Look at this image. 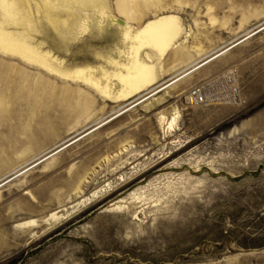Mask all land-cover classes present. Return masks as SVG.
Returning <instances> with one entry per match:
<instances>
[{
    "label": "rangeland",
    "instance_id": "rangeland-1",
    "mask_svg": "<svg viewBox=\"0 0 264 264\" xmlns=\"http://www.w3.org/2000/svg\"><path fill=\"white\" fill-rule=\"evenodd\" d=\"M5 1L0 24L111 98L0 53V264H264V0H107L126 30L84 33L89 12ZM168 20L187 39L141 49L154 80L130 90L128 34Z\"/></svg>",
    "mask_w": 264,
    "mask_h": 264
},
{
    "label": "bare ground",
    "instance_id": "bare-ground-1",
    "mask_svg": "<svg viewBox=\"0 0 264 264\" xmlns=\"http://www.w3.org/2000/svg\"><path fill=\"white\" fill-rule=\"evenodd\" d=\"M46 1V0H43ZM153 0H117V9L119 14L122 16L129 17L132 14L140 12L141 8H146L150 2ZM158 1V0H155ZM5 0H0L1 4H4ZM60 6L65 8H74L83 10L84 12H89V16L92 14V19L88 18V13H86L85 18L82 24L79 27V30L84 33L92 27H96L99 30H103L108 26L116 25L119 30L123 31L121 28H125L126 25L117 20L110 6L108 5L107 0H57ZM126 30V28H125ZM129 46L125 47L124 53H129L134 57L132 64H126L129 72L135 75L134 79L129 82L130 90L135 88L139 83H145L146 85L151 84L154 80L152 70H149L146 66H142L138 63V54L141 49L147 48L148 52L145 54L150 62L159 64L161 56L168 50L175 48L178 41L181 38H186V32L180 28L178 21H165L162 24H152L149 25L146 31L139 33H129ZM188 35V34H187ZM127 39V35H126ZM187 39V38H186ZM185 40V39H184ZM33 41L29 40L25 35L14 34L8 31L2 24H0V53L8 57H15L25 62L26 64L37 66L50 74L59 76L62 79H71V80H81L84 84L93 86L95 90L104 97L111 98L109 93H107V88L102 82L97 84V80L90 75H81L71 73V67H65L63 62L52 55L49 52L42 51V48L35 47L32 43ZM199 54V53H198ZM137 56V57H136ZM116 62H114L115 64ZM111 64H113L111 62ZM113 64V65H114ZM159 67V66H158ZM92 74L93 71L89 70ZM104 73V72H103ZM106 73L104 74V80H107ZM134 75H131L132 77ZM192 92V91H191ZM187 97L189 104L193 103V99L190 94ZM5 105V100L3 96L0 95V109ZM82 108H87V101L84 104H81ZM81 108H77L79 112ZM72 110V109H70ZM5 111L2 110L0 114H4ZM164 122V119H162ZM174 119L171 122H167L168 130L172 126ZM175 123V122H174ZM171 130V129H170ZM52 218H55L54 216ZM32 224V223H31Z\"/></svg>",
    "mask_w": 264,
    "mask_h": 264
},
{
    "label": "built area",
    "instance_id": "built-area-1",
    "mask_svg": "<svg viewBox=\"0 0 264 264\" xmlns=\"http://www.w3.org/2000/svg\"><path fill=\"white\" fill-rule=\"evenodd\" d=\"M190 96L195 102H202L203 100V94H202L201 89L199 88H194Z\"/></svg>",
    "mask_w": 264,
    "mask_h": 264
}]
</instances>
